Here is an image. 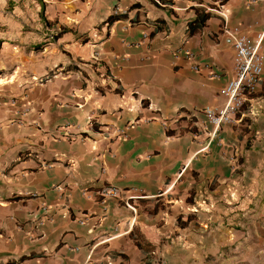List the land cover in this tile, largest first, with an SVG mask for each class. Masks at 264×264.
<instances>
[{
  "label": "crops",
  "instance_id": "obj_1",
  "mask_svg": "<svg viewBox=\"0 0 264 264\" xmlns=\"http://www.w3.org/2000/svg\"><path fill=\"white\" fill-rule=\"evenodd\" d=\"M159 1L38 0L2 37L0 264H264V65L257 113L215 135L202 113L264 0Z\"/></svg>",
  "mask_w": 264,
  "mask_h": 264
},
{
  "label": "built area",
  "instance_id": "obj_2",
  "mask_svg": "<svg viewBox=\"0 0 264 264\" xmlns=\"http://www.w3.org/2000/svg\"><path fill=\"white\" fill-rule=\"evenodd\" d=\"M159 4L160 1L156 0ZM116 12V11H115ZM226 19V17L223 15ZM224 32L232 42L235 50L234 56V77L229 80L221 89V96L224 98V105L216 110L211 107H204L202 113L205 119L213 127L212 134L224 125L231 124L234 116L238 114L245 105L249 106V113H257V109L252 104V97L257 92L262 81L263 74V56L261 54V44L264 39V32L257 35L256 38H249L239 34L234 30L225 27ZM196 69V67H194ZM233 160V158H231ZM101 196L104 198L116 197L118 190L114 186H108L101 189ZM127 206L131 209L130 204Z\"/></svg>",
  "mask_w": 264,
  "mask_h": 264
},
{
  "label": "rangeland",
  "instance_id": "obj_3",
  "mask_svg": "<svg viewBox=\"0 0 264 264\" xmlns=\"http://www.w3.org/2000/svg\"><path fill=\"white\" fill-rule=\"evenodd\" d=\"M38 3V0H0V42H2L4 35L9 36V34L14 33L23 34V36L18 39L14 38V40L8 38L7 41L13 40V42L19 44L25 43V31L32 28L37 29L38 25L35 21L38 16L47 15V2H44L45 5L40 4V10L36 6ZM45 26L48 27V24L46 23ZM45 32H48V30L46 29ZM2 54H4V51H0V56Z\"/></svg>",
  "mask_w": 264,
  "mask_h": 264
},
{
  "label": "trees",
  "instance_id": "obj_4",
  "mask_svg": "<svg viewBox=\"0 0 264 264\" xmlns=\"http://www.w3.org/2000/svg\"><path fill=\"white\" fill-rule=\"evenodd\" d=\"M226 0H222L220 1L219 4H223ZM124 15L121 14H111L109 15L106 20L105 23L110 25L112 22H114L115 20H118L120 18H122ZM212 16V14L208 11H196V16L195 19L190 21L188 23V32L190 35L194 34L195 32L199 31L205 24V22ZM190 217L187 218L185 220L182 219V216H177V221L179 223V225L184 226L185 224L188 223Z\"/></svg>",
  "mask_w": 264,
  "mask_h": 264
}]
</instances>
